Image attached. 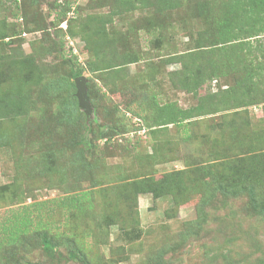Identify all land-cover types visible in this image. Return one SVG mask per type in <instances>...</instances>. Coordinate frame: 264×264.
I'll list each match as a JSON object with an SVG mask.
<instances>
[{
    "label": "rangeland",
    "instance_id": "1",
    "mask_svg": "<svg viewBox=\"0 0 264 264\" xmlns=\"http://www.w3.org/2000/svg\"><path fill=\"white\" fill-rule=\"evenodd\" d=\"M18 1L24 13L22 25L15 16L20 12L17 1L0 2V28L5 24L10 35L8 42L0 40V56L29 55L42 72L43 83L69 76L71 55L77 56L80 65L98 62L91 50L97 24L92 17L108 13L114 0H72L77 11H69L57 26L52 24V0ZM201 1L179 0L177 7L162 10L137 4L105 25L108 42L99 43L103 59L116 64L122 62L123 54L134 53L138 60L103 71L84 70L81 76L89 105L86 110L77 99V107L71 105L76 111L72 113L90 123L94 131L100 125L109 131L115 123L129 124V128L95 138L96 147L84 150L83 162L72 153L79 147L67 149L64 134L48 125L57 117L64 89L49 98L42 82L24 86L41 111L15 120L0 119V143H5L0 144V264H80L66 260L63 241L70 232L76 233L92 264H149L153 253L162 249H166L163 264H264V213L254 210L247 192L218 193L205 207L207 217L200 221L199 231L195 223L203 193L190 189L201 176L199 167L229 177L235 164L249 165L247 154L251 152L261 154L258 158L264 162V143L252 147L245 138L264 134L263 82L252 93L255 103L247 106L240 105L243 95L237 86L242 67H200L199 75L206 80L198 95L181 86L180 78L188 76V52L214 43L213 21L200 14ZM205 1L216 10L222 0ZM38 24L44 25L43 31L36 30ZM214 54L224 57V51L216 48ZM213 72L219 74L214 77ZM208 93L217 94L219 101L214 98L211 103L221 111L212 113L210 106V112L161 128L150 127L127 111L137 101L150 120L153 102L188 108L197 104L199 95ZM61 124L66 131V123ZM239 139L245 140L239 143ZM177 169L185 172L174 195L133 194L131 184L136 176L157 179ZM255 190L259 198L264 196V185ZM82 193H87L82 199L84 207L74 208L70 198ZM116 211L118 224L136 221L131 224L138 236L126 238L117 223L105 224L104 214ZM26 220L30 222L25 233L9 240L7 227L23 228ZM41 226L55 234L57 252L42 250L36 236ZM188 227L198 233L188 238Z\"/></svg>",
    "mask_w": 264,
    "mask_h": 264
},
{
    "label": "trees",
    "instance_id": "2",
    "mask_svg": "<svg viewBox=\"0 0 264 264\" xmlns=\"http://www.w3.org/2000/svg\"><path fill=\"white\" fill-rule=\"evenodd\" d=\"M2 1L3 0H0V2ZM16 1L17 4H15L18 5L17 7L20 9V12L16 13L15 16L21 19L20 25H22V21L24 22V13L20 8L21 3L18 0ZM36 1L37 0H32L31 2L35 3ZM178 1L179 0H114V4L111 6L108 13L98 17H92V20L96 21L97 24L93 30L94 41L91 50L98 62L86 61L85 65H80L77 62V56L71 55L68 59L71 62L69 76L59 75L57 78L48 81V83H43L42 72L29 55L18 56L14 53L6 57L0 56V119L10 118L11 120H15L21 116L26 117L32 112L41 111L39 109L40 107L35 105L36 101L30 99L29 93L25 91L24 86L28 85V83L38 85L42 82V89L48 90L46 93L49 98L55 97L59 91L64 89L65 92L57 107V117H54L48 125H52L55 131L64 134L63 146L67 149L74 146L79 147L78 150L72 153L78 155L83 162L82 154H84V150H90L91 146L93 148L96 147L94 143L95 138L124 133L128 130L129 124H112L110 125L111 127L108 128L109 131L102 130L100 125L99 129L94 131L90 123L85 124L84 119L81 120L75 117L72 111H76L71 105L74 104L77 107V97L74 95L76 86L75 82L71 79L81 75L86 69L90 72H96L106 70L110 67H119L122 66V64L137 62L138 57H136L134 53L123 54L121 57L122 62L116 64L112 63V60L103 59V52L100 45L102 44V46H104L108 42L107 35L105 34V25L111 22L114 15H118L122 13V11L136 8L137 4L143 7H154L157 10L173 9L178 6ZM73 3L74 1L72 0L51 1L50 10L55 12V16L52 19V24L54 26H57L69 11H77L78 8L77 6L73 7ZM215 7L216 10H212V3L205 0L200 2V7H198V9H200V14L206 15L207 18H211L213 21L214 43L208 48L200 47V50L197 48L196 51L188 52V59L190 58L196 61L193 64L192 61L189 60L188 76H186V78H180L181 86L187 91L198 95L199 87L206 80V78L199 75L200 67H225L232 68V70L237 67H242L243 75L240 76L237 84L240 88L239 93L243 95L240 105L247 106L253 104L255 103L254 101H256V96L252 94L255 86L260 82L264 83V41L262 40V36H264V0H222L220 4L215 5ZM210 11L219 13L218 15H214ZM4 25L5 24H2L0 28V40L8 42L9 39L6 38L10 35L6 33L7 28L4 27ZM44 28L43 24H38L36 30L43 31ZM20 30L21 32H25L23 28ZM213 48H216V51H224V57L222 58L217 54L211 55ZM44 51H48V49ZM205 53L209 55L207 59L203 58ZM217 74L219 73L213 72L214 77H216ZM213 76L208 77V79H211ZM5 85L11 86L5 89ZM102 94L105 96V93ZM214 98H218L217 102L219 101V97L216 93L199 95L197 104L189 106L188 108H181L173 102H166L163 104L153 102L150 120L146 118L147 115L145 116V114H143L144 108L141 107L137 101L133 102L134 105L131 104L128 106L127 111L132 114V116L141 118L146 125L154 128L156 126L161 128L170 123L177 124L184 119H190L195 115L210 112L209 107L211 106L213 109L214 105H216V103H211ZM224 102L225 101L222 103ZM225 104L226 103H224V105ZM221 110L220 108H214L212 113ZM62 122L66 123L68 127L66 131L61 128L63 125L61 124ZM247 122L248 121H245V124H248ZM70 126H72V128ZM75 127L78 131H76L77 129ZM51 131L52 130L49 132ZM249 137L250 135L245 137L247 140L246 142L247 144H253L252 147L255 146L254 144L260 145L264 143V134L255 135L253 140H249ZM221 138H224L223 135ZM244 140L245 139H239L237 142L241 143ZM61 150L64 155L66 153L65 150L63 148H61ZM222 154L225 156V153L222 152ZM259 155L261 154L253 152L247 154L249 165L235 164L229 177L218 174L213 168H208L207 166L198 168L201 172V176L198 177L196 182L192 183L190 189L191 193H203L201 203L198 207L199 215L195 220L198 231L201 229L200 221H204L207 217L205 207L208 206V203L212 201L218 193L224 196L225 194L237 195L241 192H247L250 195L251 205L254 210L258 213H264V196L262 195L259 198L257 196L258 192L255 190L259 185H264V162L258 158ZM214 156H219V154H215ZM240 160L244 161L245 159L241 157ZM49 161H52V159L50 158ZM46 168L50 171H54L51 165H47ZM189 171L190 169H188V172ZM184 172V169H177L165 173L162 177L157 179L143 174L136 176L131 184L133 187V194L136 196L137 193L150 192L154 198H159L167 193H172L174 195L173 191L179 187L181 181L180 177ZM90 192L91 191H89V193ZM85 194L87 193H82L70 198L69 201L71 204L74 203V208L84 207L85 204L82 199L86 197ZM91 198L92 196H89L88 200ZM103 217L106 225L118 224L117 221H119V217L117 211L115 213L104 214ZM121 221L126 225H123ZM121 221L118 226L126 238H130V235L138 236V233H136L131 224L136 221ZM29 222L28 220L24 221L22 223L23 228L17 227L11 229V227H7V231H9L7 238L11 240L16 234L15 237L17 240L20 234L25 233ZM9 229H11V231ZM198 231L192 230V227H188V238L192 234H197ZM37 232L36 236L39 239L42 250L51 254L57 252L59 241L54 237L55 234L47 227L42 226ZM11 241H9V243H11ZM79 241L76 233L70 232L64 234L63 242L67 247L66 260L78 261L80 264H92L82 243H79ZM165 250L166 249H162L153 253L149 258V264H163L162 256ZM1 264L10 263L6 261Z\"/></svg>",
    "mask_w": 264,
    "mask_h": 264
},
{
    "label": "water",
    "instance_id": "3",
    "mask_svg": "<svg viewBox=\"0 0 264 264\" xmlns=\"http://www.w3.org/2000/svg\"><path fill=\"white\" fill-rule=\"evenodd\" d=\"M75 86H76V97L78 99V104L82 108H85L87 110V106L89 105L87 103V100L85 98V83L84 79L81 75L74 78Z\"/></svg>",
    "mask_w": 264,
    "mask_h": 264
}]
</instances>
